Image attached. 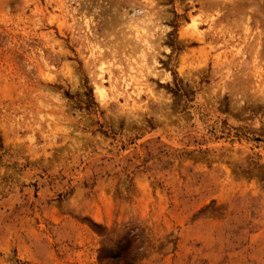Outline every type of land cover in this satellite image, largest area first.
<instances>
[{"label":"rangeland","instance_id":"1","mask_svg":"<svg viewBox=\"0 0 264 264\" xmlns=\"http://www.w3.org/2000/svg\"><path fill=\"white\" fill-rule=\"evenodd\" d=\"M0 264H264V0H0Z\"/></svg>","mask_w":264,"mask_h":264},{"label":"bare ground","instance_id":"2","mask_svg":"<svg viewBox=\"0 0 264 264\" xmlns=\"http://www.w3.org/2000/svg\"><path fill=\"white\" fill-rule=\"evenodd\" d=\"M96 86H97V85H96ZM98 88H99V91H100V92H103L102 85L99 84Z\"/></svg>","mask_w":264,"mask_h":264}]
</instances>
